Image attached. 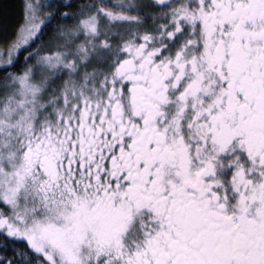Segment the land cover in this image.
Listing matches in <instances>:
<instances>
[{"label": "snow or ice", "instance_id": "obj_1", "mask_svg": "<svg viewBox=\"0 0 264 264\" xmlns=\"http://www.w3.org/2000/svg\"><path fill=\"white\" fill-rule=\"evenodd\" d=\"M15 12L0 264H264V0Z\"/></svg>", "mask_w": 264, "mask_h": 264}, {"label": "trees", "instance_id": "obj_2", "mask_svg": "<svg viewBox=\"0 0 264 264\" xmlns=\"http://www.w3.org/2000/svg\"><path fill=\"white\" fill-rule=\"evenodd\" d=\"M17 3L18 0H0V4L12 6V12L9 18L0 16V25L8 24L9 26H11V24L15 22L16 20L15 6Z\"/></svg>", "mask_w": 264, "mask_h": 264}]
</instances>
